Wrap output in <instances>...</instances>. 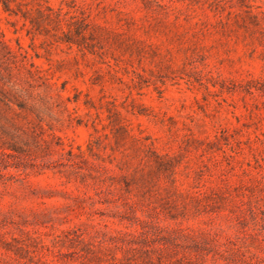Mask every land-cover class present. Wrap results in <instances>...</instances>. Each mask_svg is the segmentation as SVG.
Masks as SVG:
<instances>
[{"label":"rangeland","instance_id":"374dc122","mask_svg":"<svg viewBox=\"0 0 264 264\" xmlns=\"http://www.w3.org/2000/svg\"><path fill=\"white\" fill-rule=\"evenodd\" d=\"M25 1L75 16L85 40L0 7V92L24 105L0 101V139L20 149H0V264H264V0ZM116 117L171 177L127 192ZM77 226L118 248L57 244Z\"/></svg>","mask_w":264,"mask_h":264},{"label":"trees","instance_id":"16d2710c","mask_svg":"<svg viewBox=\"0 0 264 264\" xmlns=\"http://www.w3.org/2000/svg\"><path fill=\"white\" fill-rule=\"evenodd\" d=\"M0 7L4 13H7L9 16L20 17L25 22H28L32 29L36 31H40V28H43L44 22L47 23H55L56 28L61 27L62 24L65 25L66 31L61 32V38L59 39L61 42L74 44L77 46H82L84 44V36L82 35L83 27L75 16L69 17L67 20L62 18L60 14L52 15V9L50 7H45L42 9L40 5L36 7H31V3L26 2L25 0H0ZM44 11L48 12V14H44ZM52 15V16H51ZM40 34V32H39ZM15 103L11 101V99H7L5 95L0 92V101L5 102V105L16 104V106L20 109H24V105L22 101L19 100L18 97H14ZM110 128V134L112 136V144L109 146L111 155L108 157L111 160H115L113 155L115 153H119L121 156V160L117 163V168L121 172H128L131 170L129 174H123L121 176L122 181L126 187L128 192L131 184L139 185L140 187H149L160 174L169 173L168 176L171 177L174 169V165L171 161L166 160L164 156H160L156 153L153 143L147 144L146 142L149 138H137L131 135V129L127 124H125L124 119L114 118L108 119ZM95 132L96 128L92 126ZM6 135V133H3ZM100 139L99 137L95 138L87 145V152L90 156H97L95 154V150L99 149ZM0 149H7L10 151L18 152L19 147H17L16 143L13 142V139L1 141L0 139ZM140 154L144 155L141 158L144 165L152 162V167L147 171H143V169L139 170L138 166H134V161L140 158ZM68 155L72 158L74 154L72 151L68 152ZM83 160V153L78 154L76 156ZM113 162V161H111ZM140 164V163H139ZM138 164V165H139ZM92 170L91 172L99 173L107 171L104 167H96L94 165L89 166ZM96 177H93L95 179ZM83 181V180H82ZM171 183H174V180H171ZM91 199V198H87ZM176 215H170V218L176 219ZM84 229H81L80 226L62 230L59 235L55 236L57 244L61 246H67L72 248L77 253L91 254L95 255L96 250L99 251H111L113 248H118L117 245L114 244L115 238L108 235L105 232L94 231V236L91 237L88 241L84 238ZM161 251H164L161 249ZM97 264L101 262L99 257L94 256ZM85 264V262H82Z\"/></svg>","mask_w":264,"mask_h":264}]
</instances>
